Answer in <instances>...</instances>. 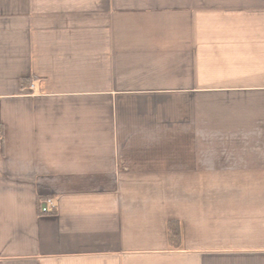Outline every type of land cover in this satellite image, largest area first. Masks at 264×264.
<instances>
[{
  "label": "crops",
  "instance_id": "crops-1",
  "mask_svg": "<svg viewBox=\"0 0 264 264\" xmlns=\"http://www.w3.org/2000/svg\"><path fill=\"white\" fill-rule=\"evenodd\" d=\"M0 126V264H264V0H0Z\"/></svg>",
  "mask_w": 264,
  "mask_h": 264
},
{
  "label": "trees",
  "instance_id": "trees-1",
  "mask_svg": "<svg viewBox=\"0 0 264 264\" xmlns=\"http://www.w3.org/2000/svg\"><path fill=\"white\" fill-rule=\"evenodd\" d=\"M0 133H3V130H2V127H1V126H0ZM169 227H170V231H172V234H171V235H172V237H173V229H174V228H173V222L170 223V226H169Z\"/></svg>",
  "mask_w": 264,
  "mask_h": 264
},
{
  "label": "built area",
  "instance_id": "built-area-1",
  "mask_svg": "<svg viewBox=\"0 0 264 264\" xmlns=\"http://www.w3.org/2000/svg\"><path fill=\"white\" fill-rule=\"evenodd\" d=\"M42 211H43V213H45V212H48L49 209H48L47 207H43V208H42Z\"/></svg>",
  "mask_w": 264,
  "mask_h": 264
}]
</instances>
